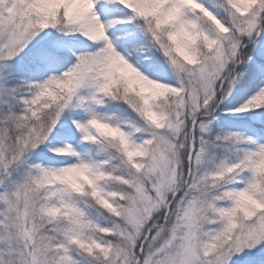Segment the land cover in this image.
I'll return each mask as SVG.
<instances>
[{
    "label": "snow or ice",
    "instance_id": "snow-or-ice-1",
    "mask_svg": "<svg viewBox=\"0 0 264 264\" xmlns=\"http://www.w3.org/2000/svg\"><path fill=\"white\" fill-rule=\"evenodd\" d=\"M0 264H264V0H0Z\"/></svg>",
    "mask_w": 264,
    "mask_h": 264
}]
</instances>
